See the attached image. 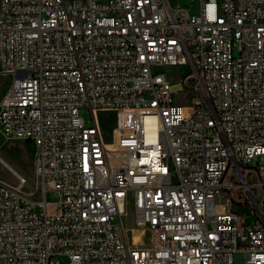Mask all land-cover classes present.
Segmentation results:
<instances>
[{"label":"built area","instance_id":"obj_1","mask_svg":"<svg viewBox=\"0 0 264 264\" xmlns=\"http://www.w3.org/2000/svg\"><path fill=\"white\" fill-rule=\"evenodd\" d=\"M192 1L0 0V126L36 146L0 178L5 264H264V0Z\"/></svg>","mask_w":264,"mask_h":264},{"label":"rangeland","instance_id":"obj_2","mask_svg":"<svg viewBox=\"0 0 264 264\" xmlns=\"http://www.w3.org/2000/svg\"><path fill=\"white\" fill-rule=\"evenodd\" d=\"M174 5H181L188 8L193 14H196L200 10V2L192 0H170ZM1 69V62H0ZM157 69V68H154ZM158 69L163 70L166 73L167 78L172 84V89L176 95V100L178 102L188 104L189 96H186L185 99L179 97L180 93H186L184 89V84L182 79L188 71V67L175 65V66H159ZM13 82V76L9 73L0 72V99L4 96L9 86ZM190 104V103H189ZM82 116L84 117L87 125L93 124L92 114L89 108H84L81 111ZM35 160H36V146L32 141L23 140L20 138L7 137L1 130L0 126V178L10 184L18 183L17 173L24 175L31 183H34L36 180V169H35ZM173 181H178V174L173 175ZM47 200L49 202H55L57 196L54 192H50L47 195ZM35 209H39V206H36ZM242 213H248L249 208L245 206L237 207ZM258 216L257 214H250L247 217L249 222H252ZM139 231V230H138ZM137 229L131 233V236L134 240H140V234L142 236V242L146 243L149 240V234L144 231L139 234ZM64 264L68 262L62 258ZM0 264H5L4 260L0 258ZM234 264H246L245 263V253L244 251H236L234 253Z\"/></svg>","mask_w":264,"mask_h":264},{"label":"trees","instance_id":"obj_3","mask_svg":"<svg viewBox=\"0 0 264 264\" xmlns=\"http://www.w3.org/2000/svg\"><path fill=\"white\" fill-rule=\"evenodd\" d=\"M101 121H102V126H103V128H104L106 131H108V130L111 129V126H112V124H113V122H114L113 115L110 116V117H107V116L102 115V117H101Z\"/></svg>","mask_w":264,"mask_h":264},{"label":"bare ground","instance_id":"obj_4","mask_svg":"<svg viewBox=\"0 0 264 264\" xmlns=\"http://www.w3.org/2000/svg\"><path fill=\"white\" fill-rule=\"evenodd\" d=\"M149 121H151V119H149ZM138 231V230H137ZM139 232V234L142 232V231H138ZM134 235H135V233H134ZM134 235H133V239H134ZM142 240V236H141V234H140V240H137V241H141Z\"/></svg>","mask_w":264,"mask_h":264},{"label":"crops","instance_id":"obj_5","mask_svg":"<svg viewBox=\"0 0 264 264\" xmlns=\"http://www.w3.org/2000/svg\"><path fill=\"white\" fill-rule=\"evenodd\" d=\"M17 174H19V173H17Z\"/></svg>","mask_w":264,"mask_h":264}]
</instances>
